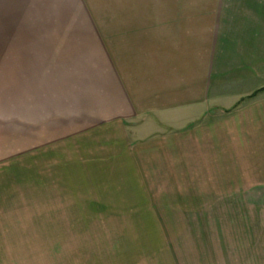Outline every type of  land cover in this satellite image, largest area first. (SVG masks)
Returning a JSON list of instances; mask_svg holds the SVG:
<instances>
[{
    "label": "crops",
    "instance_id": "0c3cea01",
    "mask_svg": "<svg viewBox=\"0 0 264 264\" xmlns=\"http://www.w3.org/2000/svg\"><path fill=\"white\" fill-rule=\"evenodd\" d=\"M0 2L3 14L39 5ZM222 2L150 0L143 14L111 17L2 14L3 33L19 36L15 59L1 61L15 76L0 83V152L52 161L66 182L98 190L114 177L148 184L159 168L162 182L192 185L159 207L176 233L168 259L264 264V0ZM151 119L159 134L116 138Z\"/></svg>",
    "mask_w": 264,
    "mask_h": 264
},
{
    "label": "rangeland",
    "instance_id": "374dc122",
    "mask_svg": "<svg viewBox=\"0 0 264 264\" xmlns=\"http://www.w3.org/2000/svg\"><path fill=\"white\" fill-rule=\"evenodd\" d=\"M144 1L150 0H5L6 6L30 2L39 5L33 9H5L4 14L0 8V16L15 10L26 17L32 10L40 17L59 18L135 15L143 14ZM200 1L223 6L221 3L226 0ZM3 26L0 83L4 76H15L14 62L1 66V61L15 59L11 46L19 36L3 33ZM63 26L56 24L60 28L56 31H63ZM139 124L144 123L130 125L129 133L120 132L116 138L135 143L150 134H159L162 129L152 119L142 129L137 128ZM111 138L114 137H108ZM7 154L0 152V264H167L171 259L175 264L166 253L174 252L168 242L174 241L176 233L164 230L167 217L160 214L159 207L168 192H191L190 182H162L166 179L154 167L148 184L141 176L133 184L123 182V177H114L107 187L102 184L98 190L96 184L66 182L62 167H56L52 161L41 163L32 160L31 155L17 157L13 153L5 157ZM59 160L63 161L60 157ZM43 164L50 167L40 168ZM105 180L110 181V176H105ZM172 219L168 221L172 223Z\"/></svg>",
    "mask_w": 264,
    "mask_h": 264
}]
</instances>
